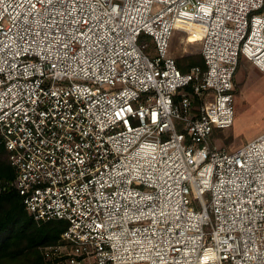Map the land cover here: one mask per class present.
<instances>
[{
  "label": "built area",
  "instance_id": "1",
  "mask_svg": "<svg viewBox=\"0 0 264 264\" xmlns=\"http://www.w3.org/2000/svg\"><path fill=\"white\" fill-rule=\"evenodd\" d=\"M241 58L264 72V0H0V192L68 223L48 264H264V133L212 141Z\"/></svg>",
  "mask_w": 264,
  "mask_h": 264
},
{
  "label": "trees",
  "instance_id": "2",
  "mask_svg": "<svg viewBox=\"0 0 264 264\" xmlns=\"http://www.w3.org/2000/svg\"><path fill=\"white\" fill-rule=\"evenodd\" d=\"M176 61L182 72H188L193 65L206 66L201 54ZM183 89L191 91L192 87ZM193 98L195 106H199V97ZM14 178L15 169L0 135V180L6 184ZM67 226L65 220L37 221L26 209L22 195L8 187L0 192V264H48L42 248L59 242Z\"/></svg>",
  "mask_w": 264,
  "mask_h": 264
},
{
  "label": "rangeland",
  "instance_id": "3",
  "mask_svg": "<svg viewBox=\"0 0 264 264\" xmlns=\"http://www.w3.org/2000/svg\"><path fill=\"white\" fill-rule=\"evenodd\" d=\"M191 34V41L199 40ZM176 60L201 54V43L188 42L187 34L177 32L172 40ZM202 55V54H201ZM235 119L229 128L216 129L213 143L233 151L264 133V72L251 61L241 58L235 72Z\"/></svg>",
  "mask_w": 264,
  "mask_h": 264
}]
</instances>
